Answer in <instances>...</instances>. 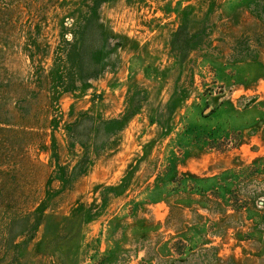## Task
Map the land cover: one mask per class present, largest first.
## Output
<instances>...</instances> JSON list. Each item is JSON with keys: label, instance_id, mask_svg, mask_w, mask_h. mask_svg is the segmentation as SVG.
Here are the masks:
<instances>
[{"label": "rangeland", "instance_id": "obj_1", "mask_svg": "<svg viewBox=\"0 0 264 264\" xmlns=\"http://www.w3.org/2000/svg\"><path fill=\"white\" fill-rule=\"evenodd\" d=\"M0 264H264V0H0Z\"/></svg>", "mask_w": 264, "mask_h": 264}]
</instances>
